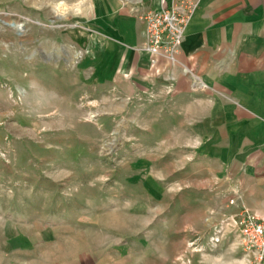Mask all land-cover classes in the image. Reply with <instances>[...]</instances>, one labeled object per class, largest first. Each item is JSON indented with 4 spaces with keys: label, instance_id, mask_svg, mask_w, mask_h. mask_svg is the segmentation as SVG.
<instances>
[{
    "label": "rangeland",
    "instance_id": "1",
    "mask_svg": "<svg viewBox=\"0 0 264 264\" xmlns=\"http://www.w3.org/2000/svg\"><path fill=\"white\" fill-rule=\"evenodd\" d=\"M94 2L0 0V264H257L225 223L249 179L205 146L198 107L95 83Z\"/></svg>",
    "mask_w": 264,
    "mask_h": 264
},
{
    "label": "crops",
    "instance_id": "2",
    "mask_svg": "<svg viewBox=\"0 0 264 264\" xmlns=\"http://www.w3.org/2000/svg\"><path fill=\"white\" fill-rule=\"evenodd\" d=\"M193 1L198 8L178 62L161 58L151 66L139 15L169 9L174 0H95L91 23L104 41L88 43L86 66L101 90L127 105L153 100L171 114L198 107L205 146L236 155L249 179L253 192L248 187L242 196V210L264 216V0Z\"/></svg>",
    "mask_w": 264,
    "mask_h": 264
},
{
    "label": "built area",
    "instance_id": "3",
    "mask_svg": "<svg viewBox=\"0 0 264 264\" xmlns=\"http://www.w3.org/2000/svg\"><path fill=\"white\" fill-rule=\"evenodd\" d=\"M197 8L198 2L193 0H174L169 9L147 11L139 15L146 28L142 51L150 57L151 66H155L161 58L171 64L178 62L188 25ZM231 204H234V201ZM231 217L225 220L226 225H232L242 234H249L253 240L256 239L260 257L257 264H264V220H260L247 209ZM224 229L222 227L212 237L213 243L221 240Z\"/></svg>",
    "mask_w": 264,
    "mask_h": 264
},
{
    "label": "bare ground",
    "instance_id": "4",
    "mask_svg": "<svg viewBox=\"0 0 264 264\" xmlns=\"http://www.w3.org/2000/svg\"><path fill=\"white\" fill-rule=\"evenodd\" d=\"M18 28H19V26H18Z\"/></svg>",
    "mask_w": 264,
    "mask_h": 264
}]
</instances>
